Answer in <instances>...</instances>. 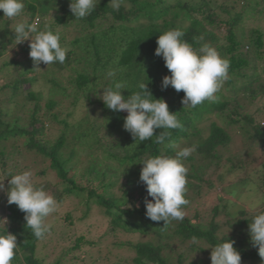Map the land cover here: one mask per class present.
<instances>
[{"label": "trees", "instance_id": "obj_1", "mask_svg": "<svg viewBox=\"0 0 264 264\" xmlns=\"http://www.w3.org/2000/svg\"><path fill=\"white\" fill-rule=\"evenodd\" d=\"M24 4L16 18L4 17L0 10V178L5 179L0 218L8 221L5 227L0 224V234L17 237L12 264H45L37 256L38 245L54 233L51 227L46 238L37 240L26 227L25 213L7 202L9 176L37 165L43 167L38 176L49 170L58 179V204L71 196L83 201L81 221L93 207L100 211L104 225L97 243L111 240L110 246L122 253L112 264H211L209 247L224 240L235 241L241 264H264L249 235V223L264 212V204L255 212L249 207L253 197L264 199V0H120L119 9L110 0H97L93 13L82 20L70 12V0ZM37 18L38 27L59 32L61 46L68 49L64 64L49 65L42 74L30 57L5 56L10 49L29 55L30 41L15 45L13 30L16 23ZM247 21L252 27L245 32ZM256 22L263 25L254 26ZM175 28L194 49L209 43L230 61L229 79L217 98L195 108L181 103L183 91L171 86L161 90L163 77L171 73L155 55L156 41ZM110 69L125 84V97L138 90L139 82L148 83L153 97L166 101L183 128L157 129L154 135L171 132L163 144L155 137L134 140L123 128L127 113L109 110L100 99L102 89L113 84L106 77ZM10 70L12 77L4 74ZM40 78L48 84L47 96L32 89ZM66 101L73 109L80 102L89 110L96 107L100 116L86 112L72 120L73 112H68L61 118ZM53 128L58 135L50 139L45 133ZM235 139L239 147L229 154ZM191 146L195 151L183 159L190 201L185 218L166 225L150 220L145 200L152 198L140 181V163ZM71 214L64 217L67 226L73 224ZM57 237L66 247L51 264H97L83 249L97 243L63 232Z\"/></svg>", "mask_w": 264, "mask_h": 264}, {"label": "clouds", "instance_id": "obj_2", "mask_svg": "<svg viewBox=\"0 0 264 264\" xmlns=\"http://www.w3.org/2000/svg\"><path fill=\"white\" fill-rule=\"evenodd\" d=\"M114 9H119L120 0H110ZM97 0H70L69 10L75 19L82 20L93 13ZM25 8L24 0H0V10L9 19L21 16ZM39 18L29 23L27 20L16 23L14 27L15 45L26 41L29 43V57L36 70H40L41 63L47 65L64 64L68 49L60 43V33L54 32L45 25L38 27ZM184 32L179 28L171 29L158 36V47L155 55L162 57L165 67L171 73L162 79L161 90L169 86L177 92H184L181 101L185 108H195L206 100H215L224 82L229 79L230 61L223 58L218 50L209 43L202 44L199 49L182 39ZM116 69H110L106 77L113 80V84L103 90L101 100L105 106L116 113L126 112L123 128L129 132L134 140L141 142L155 137L157 144H163L171 137L170 131L157 129H182L183 124L177 114L169 110V106L162 98L153 97L148 83L139 82L138 90L129 96H123L125 88L123 82L115 80ZM195 151V146L184 147L175 156L155 155L143 160L140 181L146 184V191L152 201L145 200L146 217L152 221H164L165 225L171 221H183L185 207L190 201L186 199L188 169L183 159ZM6 191L9 205L15 204L25 213L27 229L37 239L46 238L51 232L48 218L56 213L58 201L43 187H36L33 183L31 170L17 175H10ZM0 180V191L5 190ZM154 201V202H153ZM264 204V199L253 197L249 207L256 209ZM6 218H0V224H7ZM249 235L254 247L258 248V255L264 260V212L255 215L249 223ZM195 240V238H193ZM235 241L224 240L210 246L211 264H241V254L234 248ZM19 247L17 237L13 234H0V264H12Z\"/></svg>", "mask_w": 264, "mask_h": 264}, {"label": "rangeland", "instance_id": "obj_3", "mask_svg": "<svg viewBox=\"0 0 264 264\" xmlns=\"http://www.w3.org/2000/svg\"><path fill=\"white\" fill-rule=\"evenodd\" d=\"M238 7H240L237 4ZM247 23V28L246 30H249V27H252L251 24ZM263 23L256 22L254 23V26H259L261 27ZM264 26V25H263ZM7 59L15 58L17 60H22V59H29V55L27 56H21L16 54V52L13 50H9L8 53L5 55ZM40 70L38 71L40 74L44 73L49 67L47 65L41 63L39 66ZM261 73V70L259 71ZM5 75H8L12 77L14 75L13 71H5ZM262 74V73H261ZM262 78H264V74L261 75ZM10 78H8L9 80ZM4 78H2V75H0V85L3 84ZM32 89L35 92H41L44 94V96H47V90H48V84L40 78L34 85L32 86ZM5 94V92H4ZM69 106V101L64 102L63 105V110L61 111V118L65 117L68 112H73L72 115V120H78L81 117L85 115L86 112H88L89 116L93 118H98L100 116L99 110L95 107L94 110L91 109L89 110L87 106L83 103L80 102L75 109ZM234 133H236V129L233 130ZM58 135V130L56 128L50 129L48 132L45 133V136H47L50 139L55 138ZM236 135V134H235ZM237 137V136H236ZM239 141L238 139H235L234 143L231 145L230 153H236L237 149L239 147ZM256 155H259V151L257 152ZM227 155H225L226 157ZM256 163H259L258 160H260L259 156H256ZM38 166V165H37ZM33 166L30 170L33 173V183L37 185L38 187H43L49 194L55 196L56 193V185L58 183V179L55 177V174L53 171L47 170V176H38V172L40 169H43L42 166ZM257 166L254 165L253 169ZM249 171L251 172V170ZM1 176V175H0ZM1 180V178H0ZM2 183H5L2 181ZM60 187V185L58 186ZM84 203L81 201L79 198L71 196L66 198L62 203L58 204V209L56 213L52 214L47 222L51 224L52 229L54 230V233L50 235L47 239L44 241L40 242L38 245V252L37 256L41 258L45 264H51L54 259L57 258V255L61 252V248H65L64 243H60L61 241H58L57 235L60 233H65L69 234L71 237H78L80 235H83L87 240H92L95 243H97L98 237L97 234L98 232L103 228V223H104V218L100 211L93 207L90 216L85 219V220H80L79 218L82 215V212L84 211ZM259 209L256 208L253 211H258ZM72 213V220L73 224L72 226H67V223L64 221V217L66 213ZM127 237H120V240L125 241ZM99 241V240H98ZM111 240H108L107 242H100L97 243L92 248L84 247L83 249L86 251H89L91 255L93 256L94 260L98 259L97 264H112V262L116 261V256L122 255L121 252H116L111 246L110 243ZM60 244L62 245L60 247ZM108 257V259H104L105 257ZM82 259H85V256L82 257ZM242 264H251L248 262L242 263Z\"/></svg>", "mask_w": 264, "mask_h": 264}]
</instances>
